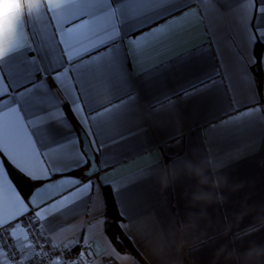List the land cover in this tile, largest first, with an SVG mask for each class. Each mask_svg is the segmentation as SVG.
Segmentation results:
<instances>
[{
	"label": "crops",
	"instance_id": "crops-1",
	"mask_svg": "<svg viewBox=\"0 0 264 264\" xmlns=\"http://www.w3.org/2000/svg\"><path fill=\"white\" fill-rule=\"evenodd\" d=\"M79 2L62 0L64 6L50 13L47 11L58 3L55 0H43L21 33L18 32L21 23H13L10 32L0 27V48L7 49L9 53L5 58L11 54L15 41L19 37L24 38L33 25L47 26L49 16L53 20L59 17L61 21L74 18L80 9L72 5ZM190 3L191 0H182L178 4L157 8L148 16L125 20L122 24L123 35L129 36L122 39L120 47L114 50L113 68L105 73L108 98L97 94L89 98V110L92 112L107 106L109 98L112 104L118 105L94 126L93 130L98 133L95 143L87 128L71 115L70 106L68 108L66 103L63 105L68 114L65 123L49 121L41 126L39 137L45 138L44 143H40L39 139L37 141L31 129L23 132L18 130L10 118L7 149L0 152L3 157L0 161V220L11 221L12 235L26 256L33 255V247L21 222L25 216L34 220L47 246L77 248L88 245L92 254H96L95 257L93 255V264H102L100 255L112 251L113 244L103 225L106 221L105 211L101 217L93 210V201L85 200L73 206L69 217L57 221L60 227H42V222L37 223L36 212L32 210L21 215L27 201L31 200L35 204L47 200L66 187L62 181L71 179L92 178L97 182L107 179L110 185L117 182L126 184L130 180L139 179L136 195L131 201L123 193H112V198L121 217L118 223L121 231L133 245L137 258L139 253L147 256V264L165 262L157 261L148 254L144 243L139 238L133 241L128 234V227L124 230L121 224L128 226L130 221L134 222L130 233L133 237H136L137 228L150 234L157 228L163 229L172 244L171 258H175L178 264L181 259L184 264H209L219 245L246 246L250 241L259 243L264 240V231L243 239L234 236L238 230L253 223L252 217L248 216L237 224L236 214L242 206L264 202V118L235 119L240 113L251 111L254 106L264 107V44H260L259 93L256 87L255 53L251 44L245 45L239 23L240 20L245 25L251 22L249 35L253 30L259 31L257 24L264 23L258 19L260 0H255V3L246 0L243 4L229 0L228 3L222 2V6L206 4L202 6L206 9L203 16L195 14L194 6L189 12L161 23L160 27L168 33L166 38L163 33L153 31L149 35L145 30L148 39L141 41V46L149 45L147 55L136 58L129 48L131 34L136 33L145 23H151L153 19L160 20L170 13L178 14L183 6ZM22 6L27 8L26 4ZM129 7L135 9L137 6ZM217 10L223 19L217 16ZM233 13L236 14L235 22ZM93 19L95 25L74 31L67 37L73 45V54L88 46L81 43L83 33L98 32L107 27V14L101 13ZM77 27L73 25V28ZM210 27L217 31V36L213 35ZM224 36L233 45L224 49L226 68L217 55L215 43H211ZM249 57L252 59L251 64L248 63ZM245 70H248L247 77L243 75ZM201 81H207L211 87L202 90ZM49 84H53L50 78ZM52 91L60 97L65 95L58 92L55 86ZM186 92L189 94L186 95ZM256 100L259 101L258 105L255 104ZM81 132L88 138L98 166L96 173L90 176L84 173L89 163L79 167L74 158L78 152L75 149L77 141L79 150L83 151ZM29 140L34 145V151L29 147ZM65 144L73 147L61 155L51 154L56 146ZM206 148L224 159L226 167L223 174L227 177L229 187L222 189L225 197L223 204L190 208L188 200L194 181L182 175L177 176L169 187L162 190L151 170L158 160L162 159L165 164H169L177 157L187 155L191 158L193 149L198 150V156H203ZM6 163L31 183L32 190L26 198L7 176ZM53 168L62 171L53 172ZM46 170L50 179L32 178L43 176ZM106 187L112 192L110 186ZM103 189H100L102 193ZM201 211L204 218L199 221L200 231H181L186 216L190 212ZM13 217L18 218L20 223H16ZM49 228H55V231ZM226 228L230 230L227 235H223ZM202 241L207 243L201 244ZM181 242L184 247L176 252ZM197 245H201L199 251ZM0 264H7L1 250ZM140 264H145V261L141 260Z\"/></svg>",
	"mask_w": 264,
	"mask_h": 264
},
{
	"label": "snow or ice",
	"instance_id": "snow-or-ice-1",
	"mask_svg": "<svg viewBox=\"0 0 264 264\" xmlns=\"http://www.w3.org/2000/svg\"><path fill=\"white\" fill-rule=\"evenodd\" d=\"M182 0H80L78 4L72 6L78 7L80 11L77 15L68 20L61 21L59 17L53 20L52 16L48 18L47 26L37 27L32 26V30L28 31L24 38H18L13 46L11 54L6 58L0 59V152L7 149L9 124L14 121L15 126L20 131L27 129L32 130V135L39 139L40 143H44L45 138L39 137V130L42 125L49 121H55L63 124L67 121L68 114L63 105L66 103L70 106L71 115L87 128L90 135L93 136L95 143L94 126L97 122L104 120L109 113L113 112L118 105L111 103L110 98L107 106L100 111L92 112L89 110V98L93 94H97L108 98V89L105 84V73L113 68L112 57L114 50L120 47L121 40L125 39L122 33V24L125 20H134L140 17H145L157 10V8H165L173 4L181 3ZM228 3L229 0H191L190 4H186L181 10L176 13H170L168 16L162 17L160 20L153 19L151 23H145L139 28L136 33L131 34L129 48L134 57L139 58L142 55H147L149 45L141 46V41H147L148 36L145 35L147 29L151 35L153 31L163 33L166 38L168 33L164 32L160 27L162 22H167L171 17H176L192 10L195 6V14L203 16L206 9L203 5H221ZM246 0H235L237 4H243ZM255 3V0H253ZM130 5H136L135 9H130ZM261 12L258 17L260 21H264V0H260ZM61 3L54 4L52 9L47 12L55 13L60 9ZM255 11V9H253ZM101 13L107 14V27L98 32L82 34L81 43L88 45L73 54V45L67 37L74 31L88 29L96 24L93 17ZM217 16L224 18L217 10ZM236 14L232 17L235 22ZM39 17V16H37ZM19 25L18 32L21 33L25 28L28 20ZM243 33L245 45H252L253 50L257 43L264 44V23H258L257 29L253 30L249 35L248 28L251 27V22L247 25L243 20L239 21ZM77 25V28H73ZM12 24L10 21L5 22V32H10ZM210 31L214 36H217V31L210 27ZM105 34H107L105 36ZM139 34V38H137ZM101 36L105 38L101 39ZM211 43H215L217 47V55L221 59L222 66L224 64V49L233 47L230 39L227 36L214 39ZM129 54V52H128ZM248 63H252L251 57ZM228 75V72L225 71ZM244 77L248 76V70H245ZM49 78L53 84H49ZM231 77L229 76V79ZM71 81V84H69ZM202 90L211 87L207 81H201ZM55 86L57 91L64 93L63 97L57 96L52 91ZM188 95L189 93H185ZM129 99H132L131 97ZM258 105L259 101L256 100ZM251 117L264 118V107L256 108L251 111L240 113L235 117L236 120H244ZM29 147L34 151V145L29 140ZM71 145H58L52 153L53 155H61L67 149L72 148ZM78 152L75 154L77 166L83 167L88 164L87 154L80 151L78 141L75 146ZM50 155V154H45ZM3 157L0 155V161ZM53 172L62 171L60 169H52ZM106 171V170H103ZM99 176V175H98ZM33 179L48 180L50 176L47 170L43 176H34ZM139 179L130 180L128 183L117 182L111 184L107 179L104 181L93 180L86 178L84 180L71 179L62 181L66 187L51 195L47 200L33 204L31 200L27 201L25 211L21 215L28 213V210L36 212L37 223L42 222V227H49L58 224V220L62 217H69L73 206L82 201H93L94 211L98 212L101 217L107 207L104 203L103 193L100 189L103 187L107 191L106 186H110L112 193H123L131 201L136 195V185ZM47 191V189H43ZM39 195V192L36 194ZM125 216V213H121ZM16 223H20L19 219L13 217ZM7 225V227L5 226ZM13 227L11 221L0 220V250H5L8 245L4 242V236L8 235V242L12 244V251H16L15 243H13L12 235L8 229ZM35 227V225H33ZM127 225L121 224V228L127 230ZM50 231H55V228H49ZM36 247H39L37 245ZM87 255V253H85ZM59 256V253H57ZM9 259L13 264H33L32 259L21 260L20 255L12 256L9 254ZM52 260V257H48ZM64 257H60L55 264H62ZM40 264H44L43 260ZM77 264H81L77 261Z\"/></svg>",
	"mask_w": 264,
	"mask_h": 264
},
{
	"label": "clouds",
	"instance_id": "clouds-1",
	"mask_svg": "<svg viewBox=\"0 0 264 264\" xmlns=\"http://www.w3.org/2000/svg\"><path fill=\"white\" fill-rule=\"evenodd\" d=\"M43 0H0V27H5V22L22 23L38 10V5ZM55 3H62V0H55ZM27 5V8L22 5ZM7 49L0 48V59L8 55ZM193 155L189 158L187 155L175 158L171 163L165 164L163 160H158L154 165L152 174L156 176L161 189L170 186L172 181L177 176L194 181L191 195L188 200L190 208H197L213 203L223 204L225 197L222 189L228 188L227 177L223 174V169L226 167L224 159L214 154L210 148H206V154L198 156V150L193 149ZM251 216L253 223L245 226L242 230L234 233L237 238L243 239L247 236H253L258 232L264 231V202L256 205H244L241 211L236 214V221L239 225L245 217ZM204 218L203 211L196 213L190 212L181 225V231L197 232L200 231L199 221ZM133 223L129 222L128 234L133 241L139 238L145 248L154 259L164 261L165 264H178L177 260L172 257V244L165 236L163 229L157 228L154 233H145L137 228L136 237L130 233L133 231ZM230 229L226 228L222 233L227 235ZM122 243V241H119ZM207 243L202 241L201 244ZM135 244V243H134ZM136 246V245H135ZM201 245H197L199 251ZM183 242L175 251L179 252L183 248ZM94 257L96 254H93ZM102 264H140L141 260L147 264V256L139 253V258L132 255L130 251L125 249L120 251L115 245L112 246V251L100 255ZM179 264H184L181 259ZM209 264H264V240L257 243L250 241L246 246L241 244H222L219 245L213 252L212 259Z\"/></svg>",
	"mask_w": 264,
	"mask_h": 264
},
{
	"label": "built area",
	"instance_id": "built-area-1",
	"mask_svg": "<svg viewBox=\"0 0 264 264\" xmlns=\"http://www.w3.org/2000/svg\"><path fill=\"white\" fill-rule=\"evenodd\" d=\"M22 224L27 230V238L29 243L33 247V255L26 256L18 247L13 235L12 227L8 229V232L12 235L13 243H15L16 251H12V244L8 242V235L4 236V242L8 245L5 250H1L2 256L7 262V264H13L12 260L9 259V254L12 256L20 255L21 260L32 259L33 264H40V261L43 260L44 264H55L60 257H64L62 264H77V261H80L81 264H93V254L92 250L88 245H81L80 247H68L62 248L58 246H47L42 232L39 227L36 225L33 219L28 216H25L22 219ZM35 225V227H33ZM7 227V225H5ZM39 245V247H36ZM59 253V256H57ZM87 253V255H85ZM51 256L52 260H49L48 257ZM19 264V262H17Z\"/></svg>",
	"mask_w": 264,
	"mask_h": 264
},
{
	"label": "trees",
	"instance_id": "trees-1",
	"mask_svg": "<svg viewBox=\"0 0 264 264\" xmlns=\"http://www.w3.org/2000/svg\"><path fill=\"white\" fill-rule=\"evenodd\" d=\"M255 57H256V63H255V68H256V77H257V88L258 92H261V76H260V56H261V47L260 44L257 43L254 49ZM6 170L7 173L12 180V182L15 184L17 189L21 192L24 198H26L29 194L30 191L32 190V185L29 181H27L22 174H20L16 169H14L12 166H10L8 163H6ZM103 197H104V203L107 205L105 209V217L106 221L105 224V231L106 234L108 235L110 241L112 242L113 245L117 249H120V251H124L127 249L130 251L133 255L137 256V253L131 244L130 240L125 237L123 232L120 229V226L118 223L121 221V217L118 213L116 204L114 202V198L112 195V192L110 189L107 187V191L105 192L103 189ZM119 241H122L120 243Z\"/></svg>",
	"mask_w": 264,
	"mask_h": 264
},
{
	"label": "water",
	"instance_id": "water-1",
	"mask_svg": "<svg viewBox=\"0 0 264 264\" xmlns=\"http://www.w3.org/2000/svg\"><path fill=\"white\" fill-rule=\"evenodd\" d=\"M80 138L82 141L81 147L83 148V151L87 154V158L89 161L88 170L84 173L86 175L90 176V175L96 173V171L98 170V166L96 164L95 155H94V152L90 146V142H89L88 138L85 136V134L83 132H81Z\"/></svg>",
	"mask_w": 264,
	"mask_h": 264
}]
</instances>
